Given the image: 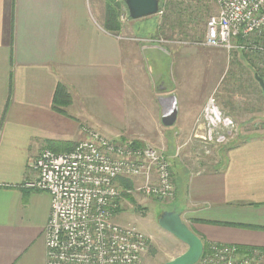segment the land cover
Listing matches in <instances>:
<instances>
[{
  "label": "crops",
  "instance_id": "crops-1",
  "mask_svg": "<svg viewBox=\"0 0 264 264\" xmlns=\"http://www.w3.org/2000/svg\"><path fill=\"white\" fill-rule=\"evenodd\" d=\"M114 33L90 0H0V264H46L50 196L23 186L27 164L58 141L75 145L88 128L118 142L132 141L119 135L127 133L160 144L174 184L168 210L205 246L236 245L237 256L264 251V132L235 140L236 133L206 154L199 118L216 80L181 78L178 49L154 31ZM58 84L69 93L60 110L53 107ZM173 107L176 119L165 126ZM101 109L110 124L98 120ZM137 182L119 180L123 193ZM136 198L141 205L154 199ZM129 201L121 196L120 207H133Z\"/></svg>",
  "mask_w": 264,
  "mask_h": 264
},
{
  "label": "built area",
  "instance_id": "built-area-1",
  "mask_svg": "<svg viewBox=\"0 0 264 264\" xmlns=\"http://www.w3.org/2000/svg\"><path fill=\"white\" fill-rule=\"evenodd\" d=\"M217 12L208 17L204 44L242 53L264 72V0H214ZM199 119L204 151L236 136L238 123L208 96ZM26 188L50 196L43 230L46 264H139L150 236L133 223H119L125 193L119 180L141 177L137 191L145 197L171 199L170 162L164 150L150 144L118 142L94 130L71 150L42 148L27 165ZM236 245L211 243L194 264H263L264 251L249 249L237 256Z\"/></svg>",
  "mask_w": 264,
  "mask_h": 264
},
{
  "label": "rangeland",
  "instance_id": "rangeland-1",
  "mask_svg": "<svg viewBox=\"0 0 264 264\" xmlns=\"http://www.w3.org/2000/svg\"><path fill=\"white\" fill-rule=\"evenodd\" d=\"M90 3L96 19L103 23L107 0H90ZM121 5L118 15L120 29L114 31V34L122 32L121 37L135 38L140 37V31L156 32L155 35L163 40L161 43L176 46L178 49V60L184 64L183 69H180L178 62L181 78L206 77L211 83L216 80L208 96L214 95L219 106L234 116L239 126L235 140L246 138L248 132H264V91L255 79L251 65L243 58L242 53L204 44L207 19L217 12L214 0H162L160 10L156 14L139 19L129 18L125 4ZM186 48L187 53L181 52V49ZM104 113V109H101L98 120L110 124L111 117L105 116ZM119 135L142 143L135 139L137 135ZM161 138L163 140V137ZM150 145L160 148L159 143ZM137 185L139 187L140 182H137L135 187ZM137 193L134 191L127 195L133 198V194ZM129 203L134 206H122L114 220L119 223H133L150 236L147 251L139 264H163L170 256L173 258L185 251L180 246L181 241L162 229L157 222L163 211L173 208L171 199H147L144 205H141L140 199L136 198Z\"/></svg>",
  "mask_w": 264,
  "mask_h": 264
},
{
  "label": "water",
  "instance_id": "water-1",
  "mask_svg": "<svg viewBox=\"0 0 264 264\" xmlns=\"http://www.w3.org/2000/svg\"><path fill=\"white\" fill-rule=\"evenodd\" d=\"M162 0H123L129 18L139 19L156 14ZM255 79L264 91V78L254 74ZM176 119V109L173 107L162 116V123L170 126ZM158 225L186 245L181 254L165 261L163 264H194L203 250V242L181 219L175 210L163 211L158 219Z\"/></svg>",
  "mask_w": 264,
  "mask_h": 264
},
{
  "label": "trees",
  "instance_id": "trees-1",
  "mask_svg": "<svg viewBox=\"0 0 264 264\" xmlns=\"http://www.w3.org/2000/svg\"><path fill=\"white\" fill-rule=\"evenodd\" d=\"M122 0H107V11L104 14V21H103V26L109 30V31H119L120 29V23L118 22V15L120 13V10L122 5ZM243 58L245 59L246 56L244 54H242ZM252 67V69L254 70L255 74H257L258 76H264V72L259 71L252 63H250V61L246 58L245 59ZM62 97H65V99L69 98V93L67 88L63 85V84H58L55 88L54 91V96H53V107L55 109H59L57 106L61 103H64V100H62ZM68 100H65V102H67ZM228 114V113H226ZM229 115V114H228ZM231 116V115H230ZM124 142V141H123ZM131 144L137 146V145H141V143H139L138 141H130ZM74 144L71 143H62L60 141L56 142L54 147H50L49 149H51L54 152H65V151H69L73 148ZM170 173H171V168H170ZM171 181H172V173H171ZM172 185H173V195H172V199L174 197V184L172 181ZM131 190V192L134 190V186L133 189H129ZM130 192V193H131ZM127 194L129 193H125V195L130 199V201H132V198L130 196H128ZM137 208V206H136ZM203 247L205 248V243L203 242Z\"/></svg>",
  "mask_w": 264,
  "mask_h": 264
},
{
  "label": "flooded vegetation",
  "instance_id": "flooded-vegetation-1",
  "mask_svg": "<svg viewBox=\"0 0 264 264\" xmlns=\"http://www.w3.org/2000/svg\"><path fill=\"white\" fill-rule=\"evenodd\" d=\"M122 3L124 4L123 0H122ZM160 7H161V5H160ZM160 7H159V10H160ZM165 200H166V199H165Z\"/></svg>",
  "mask_w": 264,
  "mask_h": 264
}]
</instances>
